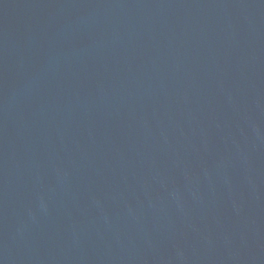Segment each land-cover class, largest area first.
<instances>
[{
  "label": "water",
  "instance_id": "1",
  "mask_svg": "<svg viewBox=\"0 0 264 264\" xmlns=\"http://www.w3.org/2000/svg\"><path fill=\"white\" fill-rule=\"evenodd\" d=\"M0 264H264V0H0Z\"/></svg>",
  "mask_w": 264,
  "mask_h": 264
}]
</instances>
